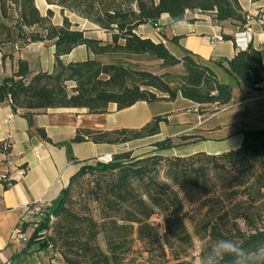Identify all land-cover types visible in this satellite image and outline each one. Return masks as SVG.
Instances as JSON below:
<instances>
[{"label": "trees", "instance_id": "16d2710c", "mask_svg": "<svg viewBox=\"0 0 264 264\" xmlns=\"http://www.w3.org/2000/svg\"><path fill=\"white\" fill-rule=\"evenodd\" d=\"M258 1V0H253ZM93 22L109 32L103 41L88 37L83 29L74 28L67 16L62 24L51 21L52 10L41 14L34 0H0V47L5 43L22 45L44 41L54 46L51 71L34 70L21 58L18 49L6 53L13 60V72L0 81V102H7L28 123L27 131L54 144L45 129L36 125L34 116L49 107H84L90 113H102L109 102L118 109L139 100L171 101L178 94L199 105L217 108L235 100L233 86L221 81L209 63L198 54L182 49L177 56L160 38L154 41L137 34L145 22L161 26L163 13L172 21L194 20L189 11L210 13L217 23L231 22L237 31L264 15L244 10L238 0H46ZM250 14L251 19L246 16ZM222 39H234L222 32ZM173 35L170 40L178 41ZM84 45L91 53L82 60L65 62L62 55ZM230 58L217 60L243 85L248 93L264 83V59L260 49L248 41ZM5 56V54L3 55ZM160 60L165 68L180 66L181 72L158 73L139 67L132 59ZM69 82L73 83L69 85ZM156 115L140 127L111 130L77 129L72 141L123 143L156 134ZM238 147L218 153L197 151L187 155L162 154L157 151L175 146L172 137L152 143L154 152L137 156L132 150L118 151L107 162L84 160L62 188L52 209L54 219L45 217L35 227L47 229L43 244L51 241L59 251L60 264H116L128 249L130 236L157 238L151 216L158 210L164 218V243H186L187 211L182 197L198 209L201 227L219 247L218 264H250L251 256L264 251V128L245 129ZM192 135H182L181 140ZM202 138V137H201ZM14 182L1 181L2 188ZM96 205V212L93 208ZM196 222V221H195ZM240 227H252L242 230ZM147 230V232H146ZM103 236L105 248L100 243ZM235 245L225 253L221 240ZM244 251H239V249Z\"/></svg>", "mask_w": 264, "mask_h": 264}, {"label": "crops", "instance_id": "0c3cea01", "mask_svg": "<svg viewBox=\"0 0 264 264\" xmlns=\"http://www.w3.org/2000/svg\"><path fill=\"white\" fill-rule=\"evenodd\" d=\"M238 1L241 7L252 15L264 9V0ZM34 3L43 15L48 9L52 10L53 24H62L65 15L73 27L83 29L86 36L103 41L111 39L109 32L72 11L65 9L62 12L60 6L49 4L46 0H34ZM187 16L193 17L194 20L174 22L168 14L163 13L158 19L162 28L160 33L155 31L151 22L140 24L136 32L154 41L162 38L170 51L177 56L182 54V49H188L206 60L219 79L221 76L222 81L232 84L233 93L235 87L238 89L237 94L234 93L237 100L227 107L217 108L215 104L199 105L180 94L171 101L139 100L121 109L117 108L115 102H109L107 110L102 113H90L84 107H49L46 111L36 114L34 121L45 129L54 142L60 143L54 144L36 135H30L26 118L19 112H14L9 103L0 102V140L11 135V153L15 163L25 168L24 173L15 177L14 182L7 188H2L0 181V260L10 259L17 264H36L48 259L52 250L43 244L44 228H39L36 236L32 238L35 227L31 224V215L24 207L44 195L48 208L52 211L62 188L67 185L70 176L82 161L94 160L99 156L123 150H132L134 155L143 156L153 153L152 143L165 137H172L177 144L157 151L162 154L187 155L197 151L218 153L238 147L242 140V131L255 127L233 126V123L241 118L238 113H230L225 117L221 115L222 112L236 107L240 108L243 116L253 114L262 120L261 125H264V83L261 84L260 90L248 93V90L217 62L219 59L232 57L237 50L234 39L218 38L222 32L230 33L234 38L237 32L234 25L229 21L217 23L207 12L189 11ZM173 35L179 36L177 42L170 40ZM248 41L261 50L264 59V25L255 18L250 21L247 41L240 44L241 48H244ZM15 44L18 45L19 56L28 60L34 70H52L54 46L50 42L35 41L24 45L20 42H8L0 47V81L14 70L13 60L6 53L16 49ZM88 56H91V53L87 48L78 45L63 54L62 59L69 62ZM208 105L214 106L213 110H207ZM156 115H163L165 119L159 122V131L150 136L118 144L71 140L80 128L111 130L140 127ZM223 130L227 131L222 133ZM182 135L192 137L181 140L178 137ZM15 230L22 231L25 238L17 239Z\"/></svg>", "mask_w": 264, "mask_h": 264}, {"label": "rangeland", "instance_id": "374dc122", "mask_svg": "<svg viewBox=\"0 0 264 264\" xmlns=\"http://www.w3.org/2000/svg\"><path fill=\"white\" fill-rule=\"evenodd\" d=\"M132 61L137 62L139 67L147 68L158 73H162L165 70L172 72L182 71V68L179 65L165 68L161 65L160 60L138 58L132 59ZM219 80L222 81L221 76ZM70 83L71 82H69V84ZM237 90V87H235V94H237ZM236 100L237 99L235 98L234 102ZM229 105H224L222 107H227ZM206 107L207 110L210 111L214 108V106L211 105ZM230 113H238L241 116L240 120H236L233 123V126L264 128L262 127L264 125H261L262 120H259L253 114H246L243 116L242 111L237 107L222 112L221 115H224L225 117ZM229 129L230 126H228L227 130ZM227 130H223L222 133ZM182 200L184 203V209L187 211L188 215L186 218V229L190 235V239L186 243L182 244L173 242L171 246L164 243V218L163 214L157 210L150 218L155 227L148 228V232L156 231L157 238L151 241L147 236L140 239L137 237V232L134 231L130 236L128 249L124 250L116 264H218L220 251L217 242L207 235L205 228L201 227L200 222L198 223L197 219L199 213L196 205L189 204L183 197ZM93 208L96 212V205L94 203ZM259 225L264 226V214L261 216ZM240 228L247 231L252 227ZM258 228L262 229L264 227ZM100 243L103 248H105V242L102 235H100ZM250 261V264H264V251L259 252L258 256H251Z\"/></svg>", "mask_w": 264, "mask_h": 264}, {"label": "built area", "instance_id": "2783aa9c", "mask_svg": "<svg viewBox=\"0 0 264 264\" xmlns=\"http://www.w3.org/2000/svg\"><path fill=\"white\" fill-rule=\"evenodd\" d=\"M248 19H251L250 14L246 16ZM259 21L264 25V15L259 16ZM248 24L245 25L244 30L237 31L234 34L235 42L240 45L242 42L245 43L247 41L248 36ZM154 29L157 33H160L161 26H154ZM218 38H222V36H218ZM15 48H18V45L15 44ZM0 181H9L10 179L21 176L25 168L22 165H16L15 158L11 153V135H7L5 138L0 140ZM112 154H105L99 156L97 159L103 162H107L111 160ZM24 209L29 212L32 217L31 224L34 227H37L40 222L47 217L49 223L54 219V214L48 208V204L44 195L39 196L31 203L26 205ZM47 229H43V238H45ZM15 237L19 240L24 239V234L22 231L15 230ZM46 246L52 250L50 256L45 261H39L36 264H60L61 255L59 251L56 249L54 244L46 240ZM0 264H17L16 262L10 259L0 260Z\"/></svg>", "mask_w": 264, "mask_h": 264}, {"label": "clouds", "instance_id": "9594fccd", "mask_svg": "<svg viewBox=\"0 0 264 264\" xmlns=\"http://www.w3.org/2000/svg\"><path fill=\"white\" fill-rule=\"evenodd\" d=\"M219 246L224 250L225 253L231 252L234 248H236V245L231 240H221L219 242ZM239 251H244L242 248L239 249Z\"/></svg>", "mask_w": 264, "mask_h": 264}]
</instances>
